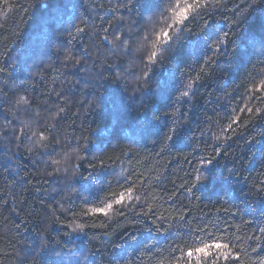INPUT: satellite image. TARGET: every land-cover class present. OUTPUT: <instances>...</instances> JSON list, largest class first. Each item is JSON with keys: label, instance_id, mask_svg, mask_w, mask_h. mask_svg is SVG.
<instances>
[{"label": "trees", "instance_id": "obj_1", "mask_svg": "<svg viewBox=\"0 0 264 264\" xmlns=\"http://www.w3.org/2000/svg\"><path fill=\"white\" fill-rule=\"evenodd\" d=\"M136 2L140 6L129 11L126 0H0V64L10 65L0 76V88L6 89L0 92V127H23L26 133L15 143L8 139L0 143V264H74L76 259L88 264L85 256L95 264L113 260L183 264L176 259L182 253H170V248L177 247L174 241L184 248V231L198 224L209 232L219 226L231 238L239 237L236 243L243 264H259L264 258V233L256 231L264 224V204L255 188L246 202L243 198L248 190L243 177L249 186L258 187L264 180V119L260 118L264 98L253 99L264 96L255 92L256 85L264 83L259 33L264 0H209L204 11L207 28H197L196 35L184 33L187 38L173 44L179 56L170 58L164 50L167 45H157L160 50L152 64H147V54L165 21L171 23L169 6L176 0H152L159 7H145V0ZM152 10L157 24L142 37L146 14ZM245 17L248 24L232 37L235 43L227 55L212 51L223 47L215 37L206 49L213 33L229 32L230 26L235 27L234 18ZM128 19L143 29L139 35L135 34L139 29L129 33L140 37L142 50L137 49L139 40L129 52L114 46L119 42L110 45L103 40L106 35L113 40L104 29L111 25L121 31ZM77 27L85 32L78 33ZM245 52L241 62L240 54ZM65 54L79 58L80 65L66 62ZM142 55H146L144 63L139 59ZM87 61H92V73L98 75L101 69L103 80L85 92L75 79L85 74ZM146 67L154 74L151 87L134 96L129 91L137 86L134 76H142ZM74 89L79 92L71 102L67 97ZM86 93L93 105L80 103ZM22 97L26 105L16 103ZM128 100L138 104L133 107ZM126 104L133 109L124 108ZM154 113L160 114L159 120ZM232 118L249 121L250 126L233 125L236 131L230 133L226 129ZM149 121L165 132L168 126L176 127L183 142L164 140L163 134L159 139L146 138L143 128ZM47 128L54 129L55 139ZM201 129L210 133V144L199 142ZM40 134L46 139L40 140ZM33 136L37 138L29 140ZM217 144H227L228 153L214 161L215 174L228 177L231 169L242 182L226 180L210 192L191 188L196 177L203 178L207 172H197L201 165L193 168L184 158L195 162L197 152L207 158ZM81 158L97 165L104 161L106 171L97 184L104 190H93L89 202L80 196L85 193L74 192L69 203L70 197L57 192L54 181L60 180L65 169L66 176L74 177L69 191L80 189L76 176L84 169L77 170L75 165L83 162ZM120 192L125 193V207L124 214L117 216L114 210L120 206L114 203L113 193ZM106 203L113 204L108 216L92 211ZM149 209L167 218L160 232L149 223H161ZM76 225H83V231H73ZM43 245L48 246L47 256ZM57 249L63 251L58 254Z\"/></svg>", "mask_w": 264, "mask_h": 264}, {"label": "snow or ice", "instance_id": "obj_2", "mask_svg": "<svg viewBox=\"0 0 264 264\" xmlns=\"http://www.w3.org/2000/svg\"><path fill=\"white\" fill-rule=\"evenodd\" d=\"M6 3L7 0H4ZM209 0H176V3L173 5L170 3V11H171V23H168L165 21V27L161 29L160 33L156 36V41L153 44V51L149 54H147V64H152L154 57L156 56L157 51L160 49L157 47L159 45L160 47H164L167 45V47H164L165 52L169 54V57L172 58L173 56H179V49L173 48V44L176 41H179L181 38L186 39L187 37L184 36V33H188L189 35H196V29L203 27L207 28V20L204 19V11L208 5ZM51 3V0H50ZM126 5L128 7L129 11L136 10L140 5L136 2V0H126ZM50 6V5H49ZM145 7H159V5H156L152 3V0H145ZM191 14V15H190ZM235 27L230 26V31L225 32L223 29H221V35L216 36L215 33H213V36H210L208 40L206 41V49L208 50V46L210 44V41L215 37L216 41L223 45L222 48H216L212 49L213 52L219 54L223 53L224 55H227L229 46L235 41L232 39V37L237 35V31L239 29H242L245 25L248 24L247 18L245 17L243 20L234 18L233 21ZM137 28L139 29V25H137ZM143 29H139L135 34L139 35L140 31ZM76 31L78 33H84L85 28L77 27ZM104 31L109 32L110 35H112L113 40H108V36H104L103 40L107 42L110 45H113L114 42H119L118 47H122L125 52L130 51V45L128 41H131L133 39V36L126 32H121L120 34H117L120 30L119 29H112L111 25H109L108 28L104 29ZM259 33H260V46L262 49L261 55L264 56V23L259 25ZM99 38V37H98ZM59 51V50H58ZM85 52H87V49H84ZM207 54V51L204 53ZM247 55V53H241L240 54V60L241 62L244 61V56ZM64 59L66 62H72L75 65H80V59L75 58L73 59L72 55L65 54ZM141 60V63H144V57H139ZM207 63V61H206ZM264 63V61H262ZM67 66V63L65 64ZM10 67V65L7 64H0V76H2L5 72V68ZM11 67H14L12 65ZM154 74H149V71L147 70V67L145 68V71L142 76L137 77L136 80V87L129 89V91L132 92V94L138 95L142 94L146 90L147 87H151L152 80H153ZM6 91V89L0 88V92ZM256 93H264V83H260L256 85L255 87ZM185 96H187V92L184 93ZM230 95V94H229ZM256 98H264V96L258 97L253 96V99ZM19 104H27L28 101L25 98H20L16 102ZM143 106V105H142ZM0 110H3V105L0 104ZM30 111V110H28ZM243 111V109H241ZM251 111V109H249ZM165 115H167L165 113ZM154 116L156 120L160 119L159 113H154ZM261 119H264V116L260 117ZM11 123V122H10ZM243 125L244 128H248L250 126L249 121H240L236 118H232L231 123L227 126L226 131L235 132L236 128L233 127V125ZM58 127V125H57ZM46 131L49 132V134L53 135V139H55L54 136V129L53 128H47ZM160 134H163V139L167 141H174V143H182V132L178 131L176 127L174 126H168V131L165 132L163 128L159 126H154L151 121L146 122L144 128H143V135L146 138L156 137L159 139ZM26 135L24 132V128L21 127L19 129L12 127L9 128L7 126L0 127V143H3V140L8 139L10 143H15L17 139H20L21 136ZM32 135H37L36 132H33ZM46 137L43 134H40V140H44ZM219 139V137H217ZM229 141L233 139L232 135H229L227 137ZM201 144H210L211 143V135L210 133L208 135L205 134L204 130L201 129V137L200 141ZM21 143L23 141L21 140ZM38 143V142H37ZM59 143V141H57ZM248 143H251V140L248 141ZM79 144V142H78ZM213 152L209 157H204L200 155L198 152L196 156L194 157L195 162L193 160H190L188 157H185L184 160L186 163H189L193 168H196L197 164H200V168H196L197 172H201L202 170H206L207 175L203 176H197L196 177V183H193L191 185V188L197 189L204 192H210L214 190L218 184H222L224 181H235L236 183L242 182L241 176L238 175L235 171L229 170L228 177L223 176H217L214 172V161L217 160L218 157L221 155H227L228 153V145H212ZM47 155H51V152L47 153ZM82 163H77L75 165L76 169L79 170L81 168L84 169L83 172H79V175L76 176V184H79V187L81 189V192L85 193V202L88 201V197L91 195L93 190L96 191H103V185L101 184L99 187H97L98 182L102 179L101 174L106 171V165L104 164L103 160L99 161V165L97 163L87 160L84 158ZM54 163H58L57 161H54ZM75 175V174H74ZM104 179H107L104 177ZM189 179H191V176H189ZM109 184L111 183L108 181ZM243 182L245 183L247 187V191L243 192V198L244 202L247 201L250 194L252 193V189L255 188V194L257 196V199L264 204V180L259 182V186L257 187L255 184L248 185L247 184V177H243ZM75 186V185H72ZM127 195L129 199H132V189L128 188ZM114 203L120 207L116 208L114 210V215L122 216L124 214V198L125 193H113ZM77 199H79V196H77ZM96 199H99V196L96 197ZM135 200L139 201L140 197L136 196ZM69 203L72 202L71 197L69 198ZM128 207H131V205H128ZM57 209H53V213H55ZM70 211V209H69ZM94 212H100L104 216H108L110 211H113V204L112 203H106L105 207L95 208L92 209ZM149 212H151L152 216L155 217V219L160 220L161 223L155 224L154 221H149V223H152L154 226L155 231L160 232V229L164 227L163 221L166 220V217H159L156 216L155 211L152 209H149ZM139 215H145L144 213L140 212ZM235 216V213L232 214ZM59 219V217H57ZM182 220L186 219L184 217H181ZM254 223V221L249 222ZM169 227H171L169 225ZM76 228L81 229L83 231V225H76V227L73 229V231L76 230ZM150 231L152 229H149ZM256 231L260 233H264V224L261 226H258ZM203 232L204 235L200 236L199 233ZM217 233H221L220 235H217ZM185 239V247L181 248L179 246V242L174 241V243H177V247L175 249L170 248V253L175 252H181L182 256L176 257L178 261H182L183 264H243V261L241 260V250L238 248L236 240L239 239V237H236L235 239L231 238L228 234L227 229H221L219 226H215V230L209 232L208 228L204 224H198L195 229L189 227L184 231ZM191 240L192 243H189L188 241ZM44 247V256L48 255V246L43 245ZM34 251V250H33ZM57 253H61L62 249H57ZM253 251H256L255 248H253ZM88 264H95L94 260L89 261V258L87 256L83 257ZM43 259V257L41 258ZM57 264H60V262H57ZM74 264H81L80 259H76L74 261ZM110 264H120L119 260H113L110 262ZM259 264H264V258H262L259 262Z\"/></svg>", "mask_w": 264, "mask_h": 264}, {"label": "rangeland", "instance_id": "obj_3", "mask_svg": "<svg viewBox=\"0 0 264 264\" xmlns=\"http://www.w3.org/2000/svg\"><path fill=\"white\" fill-rule=\"evenodd\" d=\"M154 15H156V11H154V10H152L151 12H148V14H146V23H147V26H145V28H144V32L142 33V37L144 36V33H146V32H148L149 30H151L157 23H156V20H154ZM160 15H161V13L160 14H158L157 16H158V18H160ZM163 17V16H162ZM160 21V20H159ZM126 25H125V27H124V29H122L121 31H120V33L121 32H126V33H130V32H135L136 31V29H138L137 28V24H136V20H130L129 21V19H128V21L126 20ZM152 34V33H151ZM142 39V38H141ZM154 39V38H153ZM139 40V41H138ZM143 40V39H142ZM135 41H138V43H137V49H141L142 50V48H143V46L142 45H144V44H142L141 45V43H140V37H133V39L131 40V41H128V43H129V45H131V46H134L135 47ZM152 47H153V45H152ZM123 49V48H122ZM152 50H153V48L152 49H150V51L148 52V54L149 53H151L152 52ZM141 53H145V51H140ZM139 52V53H140ZM143 56V55H142ZM144 56H146V55H144ZM143 56V57H144ZM111 58V57H110ZM23 59V58H22ZM24 60V59H23ZM86 63H88V67H89V69H83L84 70V73L85 74H83L82 76H80V78H76L75 80H76V85L78 86V89H84V91L86 92L88 89H89V87H94V86H97L99 83L98 82H100V81H102L103 80V76L102 75H100L101 74V69L99 68V73H98V75L97 74H94V73H92V70H91V68H90V66L92 65V61H87ZM124 71V67L120 70V72H121V74H119L120 76L119 77H121L122 76V72ZM142 74V73H141ZM137 77H140V76H138V75H136V76H134V80L136 81L137 80ZM121 79H124V77L122 76L121 77ZM148 88V87H147ZM78 89H74V90H72L71 91V93L70 94H68V95H70V96H68L67 98H69V100L71 101V102H74V100L76 99V97H77V95H78ZM77 94V95H76ZM136 98V97H135ZM138 98V97H137ZM64 100H65V98H64ZM64 100H62V101H64ZM123 100V99H122ZM132 101V100H131ZM130 100H128L126 103H129V102H131ZM136 101V100H135ZM135 101H133V102H131V104H133L132 106L134 107V105L137 103L138 104V102H136L135 103ZM139 101V100H138ZM88 103V104H92L93 102H94V100H92V97H90V95H89V93H86V96H84V98L80 101V103ZM135 103V104H134ZM94 104V103H93ZM92 104V105H93ZM125 104V103H124ZM123 104V105H124ZM131 104H126L125 106H123L124 108H126V109H133V107L131 106L130 107V105ZM119 105H120V102H116V107L118 106L119 107ZM95 107H97V106H95ZM37 137H35V136H33V138H31V139H29V140H31V141H33L34 139H36ZM66 142V141H65ZM64 142V143H65ZM45 163H48V159H46V161H45ZM68 163H66V165H67ZM70 165V164H69ZM69 168V167H68ZM57 172H59V170H57ZM61 173V176H60V180L59 181H57V180H55L54 181V184H56L57 186V188H56V191L58 192V191H62V192H64V195H65V198H68V197H71L73 194H74V192H76L75 193V195L76 194H80V193H83V192H81V190L80 189H78V190H75V191H69V187L71 186V180H73L74 179V177L73 176H71V175H68V176H66V173H65V169H63V170H61L60 171ZM74 187V186H73ZM80 196H82V197H85V195L83 196V195H80Z\"/></svg>", "mask_w": 264, "mask_h": 264}]
</instances>
